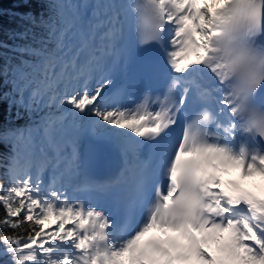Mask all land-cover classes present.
Wrapping results in <instances>:
<instances>
[{
  "label": "snow or ice",
  "instance_id": "6c2138e0",
  "mask_svg": "<svg viewBox=\"0 0 264 264\" xmlns=\"http://www.w3.org/2000/svg\"><path fill=\"white\" fill-rule=\"evenodd\" d=\"M38 2L0 40L5 264H264V0Z\"/></svg>",
  "mask_w": 264,
  "mask_h": 264
},
{
  "label": "trees",
  "instance_id": "16d2710c",
  "mask_svg": "<svg viewBox=\"0 0 264 264\" xmlns=\"http://www.w3.org/2000/svg\"><path fill=\"white\" fill-rule=\"evenodd\" d=\"M40 3L38 0H32V3L28 8H24L21 6V0H0V9L3 10V13L0 14V40L8 41V43H25L27 41H12L8 39L9 33L13 30L19 32L23 31L24 28L30 27L25 21L20 19L22 13L26 11L39 12L40 11ZM32 31L37 35L42 33V30L39 28H33ZM31 40V37H29ZM18 55V54H17ZM11 113L8 111L7 105H0V123L9 120L11 118ZM24 120L16 121L17 124H23ZM8 148L0 145V154L6 153ZM4 169L0 168V173H2ZM4 215L3 208L0 207V217ZM3 246L0 245V248ZM9 258L6 256L0 257V264H5Z\"/></svg>",
  "mask_w": 264,
  "mask_h": 264
},
{
  "label": "clouds",
  "instance_id": "9594fccd",
  "mask_svg": "<svg viewBox=\"0 0 264 264\" xmlns=\"http://www.w3.org/2000/svg\"><path fill=\"white\" fill-rule=\"evenodd\" d=\"M257 110H261V106L257 105L255 106Z\"/></svg>",
  "mask_w": 264,
  "mask_h": 264
},
{
  "label": "bare ground",
  "instance_id": "6f19581e",
  "mask_svg": "<svg viewBox=\"0 0 264 264\" xmlns=\"http://www.w3.org/2000/svg\"><path fill=\"white\" fill-rule=\"evenodd\" d=\"M225 180H226V179H225ZM227 180H229V179H227ZM227 180H226V181H227Z\"/></svg>",
  "mask_w": 264,
  "mask_h": 264
}]
</instances>
